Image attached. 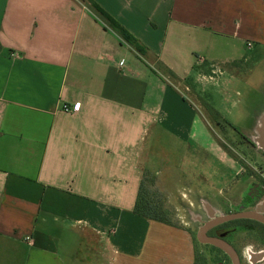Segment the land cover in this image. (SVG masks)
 <instances>
[{"label": "crops", "instance_id": "0c3cea01", "mask_svg": "<svg viewBox=\"0 0 264 264\" xmlns=\"http://www.w3.org/2000/svg\"><path fill=\"white\" fill-rule=\"evenodd\" d=\"M93 1L146 57L84 0H0V264H39L67 229L106 263L140 258L154 221L134 209L157 137L186 144L190 164L213 156L182 90L196 98L212 68L264 50V0Z\"/></svg>", "mask_w": 264, "mask_h": 264}, {"label": "rangeland", "instance_id": "374dc122", "mask_svg": "<svg viewBox=\"0 0 264 264\" xmlns=\"http://www.w3.org/2000/svg\"><path fill=\"white\" fill-rule=\"evenodd\" d=\"M249 56L251 60L239 68H220L222 76H217L218 68H212L216 75L209 77L215 80L199 87L196 98L182 90L204 124L205 138L200 143L206 148L212 145L209 149L213 156L204 152L198 155L199 163L190 164L186 160V144L171 137H157L152 149L153 168L146 172V188L154 201L163 206L173 226L153 222L140 258H121L120 264H191L193 251L194 264H226L218 250L197 240L200 228L241 208L244 192L255 193L248 211L264 214V50L249 52ZM245 138L254 146L245 147ZM190 147L194 149L192 143ZM161 151L168 154V162L162 160ZM202 172L208 173L205 179L200 178ZM246 175L252 178H244ZM198 188L201 194L191 195L190 191ZM61 233L56 255H44L39 264H109L88 251L72 229ZM212 233L229 238L239 250L243 264H264V227L232 222Z\"/></svg>", "mask_w": 264, "mask_h": 264}, {"label": "trees", "instance_id": "16d2710c", "mask_svg": "<svg viewBox=\"0 0 264 264\" xmlns=\"http://www.w3.org/2000/svg\"><path fill=\"white\" fill-rule=\"evenodd\" d=\"M88 3L89 8L97 14L107 25L110 27L115 33L121 37V39L127 43L136 53H138L142 57H146L148 53V49L133 35H131L124 27H122L116 20L110 17L102 8H100L93 0H84ZM158 67L160 70L164 71L165 74L170 75L172 78H175L174 74L164 68L161 64ZM239 63L232 64V67H238ZM134 214L144 217L148 220L162 223L168 226H173L169 220L167 219L165 212L163 210V206L154 201V197L150 195L148 189L146 188V175L142 182V186L140 188V192L138 195V200L136 203V207L134 209ZM237 223V222H234ZM248 223V222H247ZM255 223L259 226L264 227L262 224L258 222H250Z\"/></svg>", "mask_w": 264, "mask_h": 264}, {"label": "water", "instance_id": "95a60500", "mask_svg": "<svg viewBox=\"0 0 264 264\" xmlns=\"http://www.w3.org/2000/svg\"><path fill=\"white\" fill-rule=\"evenodd\" d=\"M240 219L255 220V221H258L259 223L264 225V216L257 213V212H243V213L230 214L227 216H222L220 218H217V219L207 223L198 233L197 240L201 244H211L214 247L223 250L233 259L234 264H239L238 257L236 255V252L233 249V247L230 244H228L227 242H225L224 240L207 237V232L210 229H212L218 225L228 223V222L234 221V220H240Z\"/></svg>", "mask_w": 264, "mask_h": 264}, {"label": "flooded vegetation", "instance_id": "af4514ba", "mask_svg": "<svg viewBox=\"0 0 264 264\" xmlns=\"http://www.w3.org/2000/svg\"><path fill=\"white\" fill-rule=\"evenodd\" d=\"M246 139V138H245ZM246 140H248V139H246ZM244 146L245 147H253L254 146V142L253 141H251V140H248V141H246L245 142V144H244ZM223 149V148H222ZM224 150V149H223ZM230 157H234V155H229ZM245 162H246V160H245ZM245 173L247 174V172L245 171ZM244 178H252L251 176L249 177V175L247 176H244ZM262 187V189H264V186H261ZM256 191L257 192H261L259 189H256ZM247 195V196H246ZM254 196H255V193L253 194L252 192H248L247 194H245V192H244V196H243V199L241 200V203H240V205L239 206H241V208L240 207H238V208H236L235 209V211H232V212H230V213H228L227 215H230V214H235V213H243V212H255V211H248V210H251V209H249V207L253 204V199H254ZM233 198V197H232ZM231 201V199H229V200H226V203L227 202H230ZM233 205V204H232ZM240 209H242V210H240ZM258 213V212H257ZM259 214H261V215H263L264 216V214H262V213H259ZM227 215H225V216H227ZM220 217H222V216H220ZM220 217H217V218H220ZM217 218H215V219H217ZM215 219H213V220H215ZM213 220H211V221H213ZM211 221H209V222H211ZM208 222V223H209ZM232 222H258V221H255V220H249V219H240V220H234V221H230V222H228V223H224V224H221V225H218V226H216V227H214V228H212V229H210L208 232H207V237H209V238H217V239H221V240H224L225 242H227L228 244H230L232 247H233V249L235 250V252H236V255H237V257H238V261H239V264H243V260H242V257H241V254H240V252H239V250L237 249V247L235 246V244L233 243V242H231V240L229 239V238H226V237H224V236H220V235H216V234H213L212 233V231L214 230V229H216V228H219V227H221V226H223V225H226V224H229V223H232ZM259 223V222H258ZM207 223H205L204 225H203V227L206 225ZM261 224V223H260ZM263 225V224H262ZM264 226V225H263ZM203 227H201L200 228V230L203 228ZM200 230H199V232H200ZM198 232V233H199ZM198 235V234H197ZM197 237V236H196ZM203 245H205V246H210V247H213V248H215L216 250H218L224 257H225V262L224 263H226V264H234V261H233V259L226 253V252H224L223 250H221V249H218V248H216V247H214L213 245H211V244H203Z\"/></svg>", "mask_w": 264, "mask_h": 264}, {"label": "built area", "instance_id": "2783aa9c", "mask_svg": "<svg viewBox=\"0 0 264 264\" xmlns=\"http://www.w3.org/2000/svg\"><path fill=\"white\" fill-rule=\"evenodd\" d=\"M248 47L251 49V48H253V45L252 44H248ZM65 111L71 112V110L69 108H67V107H65Z\"/></svg>", "mask_w": 264, "mask_h": 264}]
</instances>
